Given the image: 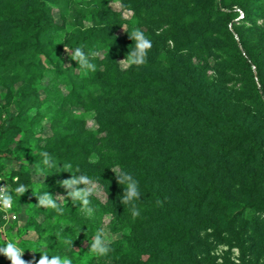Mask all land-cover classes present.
Instances as JSON below:
<instances>
[{
  "label": "rangeland",
  "instance_id": "obj_1",
  "mask_svg": "<svg viewBox=\"0 0 264 264\" xmlns=\"http://www.w3.org/2000/svg\"><path fill=\"white\" fill-rule=\"evenodd\" d=\"M147 1L48 0L55 23L51 41L59 46L51 45L54 51L48 54L29 55L41 73L32 83L27 81L28 50L14 45L17 37L24 39L17 36L19 20L7 13L0 19V125L7 110L18 107L21 115L30 117L32 132L22 146V132L0 133V164L7 179L14 171L31 172V183L14 200L18 220L0 231V248L12 242L24 251L25 261H38L46 253L49 258L68 257L72 264H154V256L157 264H240L243 249L248 264H264V109L253 93L258 88L256 78H250L241 62L219 58L215 50L216 40L225 44L237 39V33L243 37L239 50L254 55L264 49V0L247 4L248 18L230 13L213 19L218 33L202 47L198 38L201 21L180 19V12L191 13L198 5L210 6L213 0H161L159 11L146 8ZM221 1L238 6L242 0ZM135 4H140V10L134 15ZM95 25L105 33L98 37L97 57L101 60L111 54L109 61L120 80H139L144 70L154 80L135 97L124 99L136 110L131 114L121 115L122 101L115 98L106 107L96 101L71 106L60 118L48 102H41L48 96L44 86L49 84L55 63L64 73L87 77L86 69L75 67L71 50L76 37ZM134 29L143 31L152 47L144 65L123 69L117 61L134 46L129 37ZM156 44L168 53L166 66L153 64ZM175 62L187 66L197 78L203 66L210 81L230 87L231 99L223 111L248 127L253 137L232 128L229 121L211 123L192 111H176V103L188 96L200 112L212 115L209 105L193 94V87L180 73L169 69ZM253 69V74L259 71L264 79V56ZM115 79L108 73L102 75L109 84H115ZM28 85L38 87L33 107H28L22 95ZM50 85L63 94L71 89L70 84L57 80ZM171 89L178 96L169 97ZM210 91L215 99H222L217 87ZM171 114L173 118L165 124L163 119ZM90 138L94 143L83 146ZM121 141L128 150H122ZM63 146L76 155V168L64 170L59 162L57 152ZM98 164L117 180H105ZM85 175L97 189L87 197V206L70 195L83 190L84 184L63 183ZM133 182L140 195L122 203ZM209 187L220 190L230 205L219 201ZM39 192V198L47 195L58 211L39 206ZM189 194L202 198L201 203L186 202ZM157 200L162 203L158 205ZM248 204L254 206L244 207ZM134 207L140 212L136 218L131 215ZM101 228L113 239L112 251L97 257L88 248ZM0 264L9 261L0 255Z\"/></svg>",
  "mask_w": 264,
  "mask_h": 264
},
{
  "label": "trees",
  "instance_id": "obj_2",
  "mask_svg": "<svg viewBox=\"0 0 264 264\" xmlns=\"http://www.w3.org/2000/svg\"><path fill=\"white\" fill-rule=\"evenodd\" d=\"M252 1L253 0H242L241 2H238V6H236L222 3L221 0H213L210 6L206 7L203 5H198L199 7L195 8L191 13L184 9L180 12V19L200 20L203 28L199 31L198 38L201 40V47L203 43L205 46H207V44L214 41L211 36L218 33V31L212 24L213 19H218L220 17L222 18L224 17V15L230 13H234L236 16H238V9L243 13L242 18H244L245 16L248 18L249 14L247 11V4H249V2L251 3ZM47 2L48 0H0V19H4L3 16L7 13L13 14L15 18H18L17 20H19L17 24L18 27H16L19 30L17 36L24 37V39L22 41L19 37H17V39L14 41V45L16 46V49L19 50L27 49L28 51L25 53L27 57H30V54L34 55L36 53L48 54L49 51H54V49L51 50V45L53 46L52 48H57L59 46L58 44L53 45L51 41L50 33L53 31V25H55V23H53L52 20L51 7ZM160 2L161 0H148L146 2V8L155 7L159 11L161 10L162 6ZM132 10L134 11V15L137 14V12L140 10V4H135L132 7ZM225 29L227 30L226 27ZM100 32H102L101 27L97 25L91 26L90 28L85 29L76 37L77 41L74 44L75 48L80 47L83 52L86 53L89 62L95 65V71L87 70V77L79 76L78 74L69 75L68 73H64L62 68L59 69L57 63H55L54 71L52 72V75L50 77L49 84L44 86L45 90L48 92V96L41 102H48V106H51L58 111V116L60 118L63 117L65 109L71 106L79 108L85 106L87 103L96 101L105 103L104 107H106L108 104L112 103L115 98H118L122 101L120 114H131L136 110L133 109L124 99L133 98V96L135 97L142 88L148 86L149 83L154 80L151 73L146 70L141 72V77L139 80L132 82H128L122 79L120 80V78L118 77L120 74L117 73L116 76V72L114 71L115 65L111 61H109L111 54L106 55L101 60L98 59L97 56L92 57V53L97 49L99 41L98 37H103L105 35V33L101 34ZM236 36L238 40L232 38L228 43L225 44H222L216 40L215 50L218 53L219 58L229 59L233 64H236V62H241L244 71H247L249 73L250 78H256L258 88H255L253 93L255 95V100L257 101V103L264 109V79L261 77L259 71L253 74V68L259 66V59L264 56V49H259L254 55L245 49L239 50V46L243 45L241 41L243 37L240 33H237ZM152 51L154 54L153 64L155 63L160 67L166 66L168 64V53L165 50H160L156 44L153 45ZM26 60H28V62H26V66L28 67V72L30 74L27 81L29 83H32V79H34L35 77L40 78L41 73L36 70L37 65L36 62H34L33 58L30 57ZM101 66L103 68H106V71H103L100 68ZM75 67H77L78 70L81 69L78 63L75 65ZM169 69L180 73L181 77H183L193 87V94H195L199 99L209 105L212 110V115L211 117H208L202 111L200 112V110L193 105V101L188 96H182L183 102L178 101L176 103V111H192L196 115H199L201 119H205L211 123H217L219 121H229V124L232 128L242 130L253 137V132L248 127H245L244 124L237 123L234 117L224 113L223 111L226 103L229 101V99H231V92L233 90L230 87L224 84L216 85V83L210 81L204 73L205 69H203V66H199L198 68L199 71L197 74L199 78L195 77L187 66L178 62L172 63ZM104 73H108L111 75V77L117 78L115 79V84H109L108 82L103 81L102 75ZM56 80L57 83L61 82V84L63 85L70 84L71 89H66V93L63 94L61 90L59 91L58 89H56V86L52 87L50 85L53 81L55 82ZM212 87H217V91L221 94L220 98L222 99H215L213 94L208 93L211 92L210 90ZM52 88H54V90H52ZM37 90L38 87L36 86H24L22 95L25 102H27L28 107L34 106L35 103L32 100L33 98H35V96H39ZM168 94L169 97L171 95H174V97L178 96V94L174 92L173 89L169 90ZM21 114L22 112L18 107L17 109L13 110L8 109L7 115L1 121L0 133L4 134L6 132H12L16 135L19 134V132H22L23 137L19 141V145L22 146V144L26 142V139H29L31 137L32 132H30L29 129L30 117L25 114ZM172 118L173 114L163 119V121L165 124H169ZM71 132V134H75L74 131ZM251 141L254 142L253 140ZM92 143H94V141L92 140V138H90L89 142H86V144L83 146H87ZM120 144H123V151L128 150V148H124L123 141H121ZM65 147L66 146H63L61 152H57L59 162L63 164L64 170L70 169L72 167L76 168V155H73V151H71V148L69 146L67 148ZM18 149H21V147H18ZM261 150L262 158L264 160V149ZM23 154L26 155L27 153L23 152ZM1 155L2 148L0 146V160ZM1 166L2 165L0 164V168L2 169ZM97 168L105 180H117L114 174L103 165L98 164ZM34 170L36 169L34 168ZM30 176L31 172H29L28 170L14 171L8 176L10 185L12 187L10 195L13 198L12 201L14 202V209L16 211L17 206L14 200L15 197H17L18 193L15 192V189L20 185L27 186V184L31 183ZM13 177H18L19 179L13 181ZM207 190L214 191L216 193V197L225 206L230 205L225 195L216 187H209L207 188ZM37 194H41V192L36 193V195ZM36 198H39V195H37ZM186 198V202H190L192 200L197 204H200L202 200V198H197L192 194L187 195ZM247 206H254V204L244 205V207ZM240 253L242 254L240 264H248L245 257H243V249H240ZM152 262L154 264H157L156 256H154ZM172 264L181 263L176 262Z\"/></svg>",
  "mask_w": 264,
  "mask_h": 264
},
{
  "label": "clouds",
  "instance_id": "obj_3",
  "mask_svg": "<svg viewBox=\"0 0 264 264\" xmlns=\"http://www.w3.org/2000/svg\"><path fill=\"white\" fill-rule=\"evenodd\" d=\"M135 43L131 51H127L124 58L117 61L123 69H127L130 66H142L147 61V53L152 47V42L145 36L144 32L139 29H134L129 35ZM68 51V50H67ZM97 56L96 52L92 53V57ZM71 59L79 64L80 68L95 71V65L89 62L88 56L83 52L80 47H76L74 50H71ZM19 178L16 177L15 180ZM66 186H70L76 183H82L85 185L83 190L74 191L70 193L76 199L81 200L82 204L87 206L89 201L87 197L92 195L97 189L89 183L88 177L81 176L79 180H71L63 182ZM26 190L24 185H20L15 189V192L22 194ZM140 193L137 190L136 182H133L128 185L127 193L122 201V203L127 204L129 201H134ZM162 202L157 200V204L160 205ZM39 206L50 207L57 209V206L47 195H43L39 198ZM12 206V196L8 195V189L4 186L3 190L0 191V207L4 209H9ZM133 218H136L140 215V212L137 208L131 211ZM113 242L110 234L106 232L104 228L98 229L91 239L89 246V252L97 257H102L108 255L112 251L110 245ZM24 251L19 248L15 243L8 242L4 247L0 248V255H3L8 261L9 264H72V260L68 257L61 258L60 256H49L46 253L40 254L39 260H30L25 261L22 259Z\"/></svg>",
  "mask_w": 264,
  "mask_h": 264
},
{
  "label": "built area",
  "instance_id": "obj_4",
  "mask_svg": "<svg viewBox=\"0 0 264 264\" xmlns=\"http://www.w3.org/2000/svg\"><path fill=\"white\" fill-rule=\"evenodd\" d=\"M238 12L240 14V17H243L242 11L238 9ZM0 163H1V160H0ZM15 178L16 177H13L12 180L16 181ZM4 186L7 187L8 195H10L12 187L10 185L9 180L6 177L5 170L0 168V191L3 190ZM12 200H13V198H12ZM17 220H18V213L14 209V202L13 201H12V206L9 209H4V208L0 207V231H2L6 225L13 224Z\"/></svg>",
  "mask_w": 264,
  "mask_h": 264
}]
</instances>
